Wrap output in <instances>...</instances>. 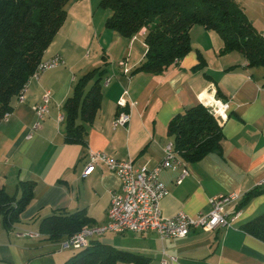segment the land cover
Wrapping results in <instances>:
<instances>
[{
  "label": "crops",
  "instance_id": "0c3cea01",
  "mask_svg": "<svg viewBox=\"0 0 264 264\" xmlns=\"http://www.w3.org/2000/svg\"><path fill=\"white\" fill-rule=\"evenodd\" d=\"M234 1L244 7L246 17L264 37V0H255L258 8L252 7L254 10L245 1ZM99 2L72 0L67 5V17L42 57L45 61L59 56L62 63L33 76L26 85L24 101L15 100L8 122L0 124V184L17 199L19 183L28 180L34 184L33 201L19 221L9 229L0 224V264H66L76 251L61 249V241H49L39 231L40 219L54 211L82 210L86 227L104 225L110 192L121 186L118 177L100 163L88 176H82L88 151L131 160L136 170L142 166L154 169L165 157L167 144L173 143L167 134L169 120L214 99L228 104L226 119L220 123L221 147L194 163L179 156L181 167L159 173L169 192L160 202L161 214L170 218L184 212L195 218L209 212L211 196L237 192L241 200L226 208L227 215L236 218L231 227L210 233L197 230L182 239L166 240L148 231L106 232L92 241L146 256L150 259L146 264H163L172 256L177 261L167 264H264V241L240 228L264 212V186H258L264 179V69H249L246 57L238 52L222 53L225 45L218 32L193 26V50L183 61L158 75H132L148 50L144 30L131 40L107 30L109 15L96 18ZM103 55L110 66L101 85V107L87 125V144L67 145L64 120H60L63 103L72 96L82 75L104 65ZM199 56L206 62L202 70L195 69ZM47 91L51 92L49 112L32 130L39 122L34 109ZM120 100L127 102L124 111L131 115L125 127L114 124ZM250 192L254 194L240 208ZM26 232L38 237L25 236Z\"/></svg>",
  "mask_w": 264,
  "mask_h": 264
},
{
  "label": "trees",
  "instance_id": "16d2710c",
  "mask_svg": "<svg viewBox=\"0 0 264 264\" xmlns=\"http://www.w3.org/2000/svg\"><path fill=\"white\" fill-rule=\"evenodd\" d=\"M72 0H0V124L18 101L21 88L28 84L42 61L45 50L64 23L67 5ZM99 6L111 10L106 29L131 40L144 30L147 53L132 75L161 74L193 50L190 29L204 27L218 32L225 45L222 53L238 52L247 59L249 69H264V37L246 17L244 7L234 0H100ZM200 59L195 69L206 64ZM104 65L87 71L73 86V94L63 104L64 142L86 146L87 125L95 120L101 107L102 81L107 78ZM167 134L173 149L186 163H194L221 147L222 126L201 104L170 119ZM19 199L9 196L0 184V224L12 228L33 201L34 184L19 183ZM254 192L243 198L242 208ZM85 211H54L39 221V231L49 241L62 242L88 225ZM264 241V212L240 227ZM146 264L148 257L92 241L76 251L66 264Z\"/></svg>",
  "mask_w": 264,
  "mask_h": 264
},
{
  "label": "built area",
  "instance_id": "2783aa9c",
  "mask_svg": "<svg viewBox=\"0 0 264 264\" xmlns=\"http://www.w3.org/2000/svg\"><path fill=\"white\" fill-rule=\"evenodd\" d=\"M61 63L62 60L59 56L41 61L33 76L38 77L47 69L59 67ZM26 85L19 92L18 103L24 101ZM50 96L51 92L47 91L42 103L35 107L34 110L39 122L35 123L32 130L38 128L40 121L49 112L50 108L48 103ZM119 102L120 111L116 114L114 124L125 127L129 119H131V115H129L128 111H124L127 102L124 100H120ZM205 106L214 115L218 124L225 121L228 112L227 102L221 99H214L206 102ZM8 115L9 113L4 116L2 119L3 122H8ZM60 120H64L63 115L60 116ZM31 136V134L27 136V139H30ZM172 144V142L167 144L164 149L165 157L154 169L142 166V169L136 170L131 160L120 161L107 156L103 152L88 151L87 156L89 157V161L82 176H88L94 170L95 165L100 163L118 177L121 186L119 190L110 192L111 199L109 204L110 209L107 212V222L104 225L95 224L90 227L81 228L72 237H68L65 241H62L60 248L75 251L82 248L86 249L92 239L101 238L106 232L118 234L126 232L144 233L148 231L154 232L160 236V239L166 240L171 238L182 239L197 230L210 233L223 228H230L236 218H230L226 213V208L233 205L236 201L241 200L242 196L237 192L229 194L222 193L214 197L211 196L208 200L211 208L207 214L199 213L193 218L183 212L175 216L173 215L170 218L162 217L160 202L169 195V192L164 186V183L158 178V175L161 171L168 168L175 170L181 167V162L178 159L179 154L174 151ZM182 177L178 183H181ZM258 186H264V179L260 181ZM26 235L38 237V234H30V232H26ZM173 261H177V259L172 256L169 262ZM169 262L163 261V264Z\"/></svg>",
  "mask_w": 264,
  "mask_h": 264
},
{
  "label": "rangeland",
  "instance_id": "374dc122",
  "mask_svg": "<svg viewBox=\"0 0 264 264\" xmlns=\"http://www.w3.org/2000/svg\"><path fill=\"white\" fill-rule=\"evenodd\" d=\"M240 1H245V3L250 7V9H252V10H254L256 7L258 8V5L255 3V0H240ZM254 9H253V8ZM96 11H98L97 12V14L98 15H96V18H97V20H98V17L101 15V17L103 18V16H104V18L105 17H107V15H109V13H111V10H108V9H105V8H101V6H98L97 8H96ZM101 18V19H102ZM101 22H103V21H101ZM102 24V23H101ZM105 26H106V24H105ZM84 51H89L90 52V50L88 49V48H85V50ZM98 51V50H97ZM97 53V52H96ZM95 53V51L92 53L93 55H95L96 54Z\"/></svg>",
  "mask_w": 264,
  "mask_h": 264
}]
</instances>
